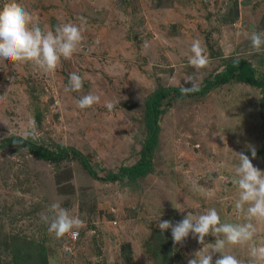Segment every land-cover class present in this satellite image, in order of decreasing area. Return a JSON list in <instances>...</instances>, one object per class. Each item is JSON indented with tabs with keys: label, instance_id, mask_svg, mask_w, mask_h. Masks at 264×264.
Masks as SVG:
<instances>
[{
	"label": "rangeland",
	"instance_id": "1",
	"mask_svg": "<svg viewBox=\"0 0 264 264\" xmlns=\"http://www.w3.org/2000/svg\"><path fill=\"white\" fill-rule=\"evenodd\" d=\"M17 2L46 31L61 22L80 23L81 17L86 25L80 49L50 75L28 64L0 62V143L22 137L34 119L37 138L27 140L73 147L99 176L140 160L147 136L144 103L158 86L190 87L186 82L195 77L200 87L237 56L253 66L257 79L264 78V52L249 55L245 35L264 32V0ZM196 39L210 61L199 71L187 56ZM73 72L83 78V88L65 92ZM89 93L100 101L80 110L76 100ZM262 94L236 80L200 97L171 94L161 107L152 172L136 181L102 182L76 160L50 163L24 148L0 149V264H188L202 246L191 235L174 246L171 229L162 233L158 221L175 224L188 212L216 208L222 222H241L235 186L221 177L234 174L241 152L264 171ZM107 102L114 104L112 111ZM54 201L85 221L74 229L77 240L71 233L60 240L48 233L40 216ZM214 239L209 235L205 242ZM255 241L264 243V225ZM33 249L42 251L45 262L22 261ZM226 252L248 259L245 247Z\"/></svg>",
	"mask_w": 264,
	"mask_h": 264
},
{
	"label": "clouds",
	"instance_id": "2",
	"mask_svg": "<svg viewBox=\"0 0 264 264\" xmlns=\"http://www.w3.org/2000/svg\"><path fill=\"white\" fill-rule=\"evenodd\" d=\"M79 19L80 23L61 22L57 23L54 30L46 31L32 22L31 14L17 0H5L0 5V62L10 61L14 67L28 64L44 75L54 73L61 61L70 60L82 45L86 20L83 17ZM245 35L250 41L249 55L264 52V32L252 31ZM142 47L147 50L150 43L144 41ZM187 56L188 64L197 71L210 63L206 49L198 39L191 42ZM239 63L237 56L233 59V65L238 66ZM186 83L191 86L182 88V95L199 90L195 77ZM82 88L83 78L75 72L71 73L64 91L80 92ZM99 101L98 95L89 93L80 96L76 106L84 110ZM105 107L112 111L114 104L107 102ZM29 138H37L34 119L27 122L21 142ZM250 151L251 158L255 159V148H250ZM237 155L234 174L221 178L235 186L237 196L234 209L241 222H222L216 208H209L199 215L188 212L175 224L171 220L158 221L162 233L171 229L174 246L182 245L189 235L202 246L192 254L194 258L189 259L188 264H213L216 254L220 255L215 259V264H264V243L257 244L255 241L258 226L264 225V171L255 167L243 152ZM173 207L178 209L174 204ZM40 219L47 225L48 233L57 240L68 233L75 239L78 231L74 229L78 230L85 224L80 217L70 215L69 210L58 201L52 202L47 211L41 213ZM209 235L215 238L211 244L205 242V237ZM237 246L247 248V261L226 252V249Z\"/></svg>",
	"mask_w": 264,
	"mask_h": 264
},
{
	"label": "trees",
	"instance_id": "3",
	"mask_svg": "<svg viewBox=\"0 0 264 264\" xmlns=\"http://www.w3.org/2000/svg\"><path fill=\"white\" fill-rule=\"evenodd\" d=\"M232 80L259 88L263 91L262 97L259 100V116L264 121V78L257 79L253 66L245 60H240L238 66L233 65V60L229 61L225 64L221 72L217 73L211 80L206 81L199 87L198 91L182 95V88H165L158 86L156 90L148 96L144 103V123L147 136L142 144L140 160L132 166H121L116 172H105L104 176H99L85 156L73 147L56 144L48 146L37 144L30 140L21 142V137L13 136L0 143V149L12 146L24 148L35 159L50 163H60L68 159L76 160L91 178L102 182L115 183L125 180L136 181L152 172V156L158 144V123L163 112V109H161L163 101L171 94L174 97L180 98L204 96L215 87L228 84ZM259 156L264 165V145L259 151ZM161 246H163V244ZM18 251H20V249ZM37 253L33 249L31 252L23 255L22 261L24 262L25 260L38 257L45 262L42 251H40L39 254Z\"/></svg>",
	"mask_w": 264,
	"mask_h": 264
},
{
	"label": "built area",
	"instance_id": "4",
	"mask_svg": "<svg viewBox=\"0 0 264 264\" xmlns=\"http://www.w3.org/2000/svg\"><path fill=\"white\" fill-rule=\"evenodd\" d=\"M73 238V237H72ZM76 240V239H75Z\"/></svg>",
	"mask_w": 264,
	"mask_h": 264
}]
</instances>
